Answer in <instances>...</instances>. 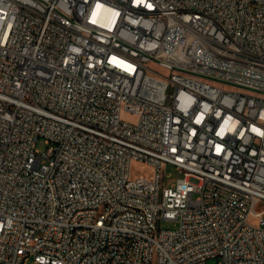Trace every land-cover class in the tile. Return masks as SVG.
I'll use <instances>...</instances> for the list:
<instances>
[{
    "label": "built area",
    "instance_id": "2783aa9c",
    "mask_svg": "<svg viewBox=\"0 0 264 264\" xmlns=\"http://www.w3.org/2000/svg\"><path fill=\"white\" fill-rule=\"evenodd\" d=\"M28 257L264 264V0H0V264Z\"/></svg>",
    "mask_w": 264,
    "mask_h": 264
},
{
    "label": "rangeland",
    "instance_id": "374dc122",
    "mask_svg": "<svg viewBox=\"0 0 264 264\" xmlns=\"http://www.w3.org/2000/svg\"><path fill=\"white\" fill-rule=\"evenodd\" d=\"M122 119L123 120H127L129 122H135L137 120V116L130 113V112H126L124 111L122 113ZM46 144L44 143L43 139H40L38 141L37 147L40 151H44L46 149ZM166 173L169 174V176L166 178V184L169 185L172 182L175 181V179L179 176L177 169L172 166V165H168L165 169ZM151 174V168L148 165H143L141 164V162L138 161H134L131 165V177H136L139 175H145L148 176ZM178 226V221L176 220H162L160 222V227L161 228H176ZM214 260H209L208 264H213ZM25 264H33V258L32 257H28L25 260Z\"/></svg>",
    "mask_w": 264,
    "mask_h": 264
},
{
    "label": "bare ground",
    "instance_id": "6f19581e",
    "mask_svg": "<svg viewBox=\"0 0 264 264\" xmlns=\"http://www.w3.org/2000/svg\"><path fill=\"white\" fill-rule=\"evenodd\" d=\"M100 210H110V203H100ZM79 213H86V206H79ZM135 213H137V205H124V208L114 209V216L116 217H124ZM128 246H135V239H128ZM102 247H110V239H103ZM114 260L115 252H108L104 255V263H111Z\"/></svg>",
    "mask_w": 264,
    "mask_h": 264
}]
</instances>
